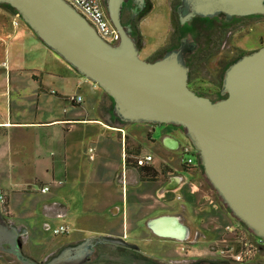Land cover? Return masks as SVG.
I'll return each mask as SVG.
<instances>
[{
  "label": "crops",
  "instance_id": "obj_1",
  "mask_svg": "<svg viewBox=\"0 0 264 264\" xmlns=\"http://www.w3.org/2000/svg\"><path fill=\"white\" fill-rule=\"evenodd\" d=\"M98 88L48 47L18 14L0 7V126L4 128L0 195L7 199L6 213L0 209V214L5 223L17 228L32 261H42L57 249L88 238L138 244L125 239L129 228H141L139 239L150 243L177 241L158 236L148 221L180 207L187 211L184 222L190 232L199 226L200 202L193 182L198 164L178 168L150 150L143 152V132L138 129L152 124L127 123L106 113V105L101 107L103 89ZM84 90L97 97L96 108ZM166 135L171 134L164 133L161 140ZM148 141L157 143L153 136ZM145 153L154 157L148 165L157 170L154 178L143 176L127 159ZM163 170L170 178L162 184L160 199L151 183L162 182ZM175 175L179 182L173 189L185 186L188 205L166 202L163 191L172 189L165 184ZM44 186L49 190L43 191ZM177 198L183 199L180 194ZM61 225L67 231L56 234ZM48 231L55 235H47Z\"/></svg>",
  "mask_w": 264,
  "mask_h": 264
},
{
  "label": "water",
  "instance_id": "obj_2",
  "mask_svg": "<svg viewBox=\"0 0 264 264\" xmlns=\"http://www.w3.org/2000/svg\"><path fill=\"white\" fill-rule=\"evenodd\" d=\"M125 1L105 0L120 35L115 44L102 38L67 0H0V4L15 8L48 47L110 95L119 119L181 127L222 202L264 240V45L227 67L223 97L213 100L189 86L190 65L182 46L154 60L141 57L122 19ZM181 7L189 12L187 18L264 15V0H182ZM163 143L171 149L180 146L173 135H166ZM178 182L175 175L165 188L173 189ZM148 225L160 237L185 241L190 235L189 226L176 214L154 217ZM18 235L16 227L0 219V248L5 243L16 245Z\"/></svg>",
  "mask_w": 264,
  "mask_h": 264
},
{
  "label": "rangeland",
  "instance_id": "obj_3",
  "mask_svg": "<svg viewBox=\"0 0 264 264\" xmlns=\"http://www.w3.org/2000/svg\"><path fill=\"white\" fill-rule=\"evenodd\" d=\"M179 3V0H154V7L152 11L148 14L146 19L144 17L139 22L142 34V47L140 48V55L142 58L145 59H154L157 58V56L154 57V54L159 48H163L165 46H167L168 48H176L182 43V41L194 43L196 45L195 51L198 52L209 46L211 33L215 29L219 28L220 26L233 27L234 25H237L228 34L227 38L222 43L220 49L208 60L201 63L199 68H194L195 80L192 81L191 86L195 89L201 90V92L206 95H209L214 92V94L210 95V97L213 100H217L222 96L220 90L222 88L225 70L234 60L233 58H237L242 54L252 52L264 45V15L261 16L262 14H258L249 17L235 16L232 21H227V18L224 13H220L215 16H195L191 19L182 20L179 18V13L177 10V6ZM0 7L6 9L2 6ZM125 7H127V5ZM8 11L12 12V10L10 9ZM12 13L17 14L14 12ZM243 19H247L245 25L242 23ZM175 22H179L178 32L176 35L175 31L177 29V26ZM133 34L136 38L140 37V34L136 31H134ZM174 35L175 38H173ZM166 50L167 49L163 50V53ZM91 82L94 83L93 81ZM98 91L101 92L100 87L98 88ZM102 91L103 103L101 104V107H103L104 109V105H106L107 109H105V112L115 115L113 98L108 95L104 90ZM84 93L87 95L88 101L90 99H93L92 104L94 108H96L98 103V101H96L97 97H92L85 90ZM130 125L133 124H129V126ZM143 129L144 130L138 129V132H143L141 134V138L143 139L142 141L144 143L143 152L150 150L152 153L155 154V156L159 158V160H166L168 163L178 168L181 165L184 168L189 158L193 160L190 163L191 165L198 164L197 167L199 169L193 171L198 176L195 177L193 182L196 185L194 188L197 194L196 199L199 198L200 202L198 203L200 213L198 215L199 217L197 218L199 226L191 228L192 231L190 232L189 237L183 242L187 244L186 247H188L190 251H192V254L195 252H199L207 257H214L215 253L217 256L221 255V253H219L217 250L222 247H226V245L233 244L236 241V231H241L240 229L244 227V223L237 219L232 213H229L230 211L228 207L222 202L219 194L213 188L208 178L206 177L204 168L202 164L198 162V156L194 150L192 152L184 153L183 150L179 149L168 150L163 145V140H161V138L164 133L175 135L179 137L182 143L188 144V138H186V136L184 135V130L182 128L179 127L182 132H180L179 130L177 132L176 129H178V127L175 125L162 124L155 126L152 124V126L148 128L144 126ZM150 136H153V138L156 139V144H152L148 141ZM180 172L186 176L192 175L184 171ZM164 174L165 171L163 170L161 183H151L152 188L158 197L161 195L162 192V184H164L170 178L168 177L169 175ZM167 183L165 184V186L167 185ZM184 187L185 186H181L178 190L172 189L163 191L167 197L166 202L176 207L181 204L188 205L186 200V190H184ZM125 188V196L127 198L129 186L125 184ZM37 189L40 190V186H38ZM179 194L183 197V199L177 198ZM130 196L131 195H129L128 200H131ZM170 212L172 213L168 214L179 215L181 216L182 220H185L187 223L188 215L187 211L183 207H180ZM153 214L157 213H155L154 211ZM233 216L236 218L237 221ZM129 218L131 219L132 216L130 215ZM229 227H234V230H231ZM140 230L141 228L127 229L125 239H135V241H137L138 244H140L145 249L152 248V246H157V243H160L158 246H161V244H165L162 243V241L160 240L153 241L150 243L143 239H139L138 233L140 232ZM46 233L49 236L55 235L53 232L50 231ZM47 235L45 236L49 238ZM173 242L175 243V241ZM173 242H168V244H172ZM23 250L26 254L28 253L25 248ZM28 256L26 257V259L30 260L32 257L30 255ZM221 257L223 258V256ZM254 257L257 258V254H255ZM257 262L258 260L254 262L249 261V264H255ZM0 264L24 263L20 261L16 257V255L0 251Z\"/></svg>",
  "mask_w": 264,
  "mask_h": 264
},
{
  "label": "flooded vegetation",
  "instance_id": "obj_4",
  "mask_svg": "<svg viewBox=\"0 0 264 264\" xmlns=\"http://www.w3.org/2000/svg\"><path fill=\"white\" fill-rule=\"evenodd\" d=\"M179 1L180 3L177 6L179 18L182 20H187V19H191L192 17H195L192 16L187 18L189 12L184 7H181L182 0ZM102 2L106 9L105 0H102ZM126 5L127 7H125ZM153 7H154V0H126L124 2V6L122 10V19L125 25L131 29L132 34L135 31V27H136L135 22L137 21L140 22L144 17H146L152 11ZM148 9H150L149 12H147ZM146 12L147 14L143 15V13ZM224 15L226 16L227 21H232L235 17V16H227L226 14ZM246 22L247 19H243L242 23L244 25L246 24ZM236 26L235 25L233 27L227 26L231 28L228 34ZM135 39L137 45L139 46V48H141L142 45L139 44V41L136 37ZM180 46L184 48L187 63L190 65L189 86L192 89H194L197 93L206 95L203 92H201V90L193 88L191 86V83L193 80H195L194 69H193L194 58L201 51L208 49L210 47V44L208 47L198 52L195 51L196 45L194 43H188L186 41H182V43L178 47ZM150 60H154V59H150ZM212 94H214V92L206 96L210 97V95ZM221 97H223V95ZM153 125L156 126L157 124H153ZM0 219L1 222L5 223L4 221L5 219L1 214H0ZM243 226H244L243 229L249 233V239L254 241L255 244L258 246V252H256L255 254H257L259 258L253 256V261L250 262H254L258 260V262L255 264H264V240L261 237L257 236L254 232L249 230L247 226L245 225ZM113 239L111 240L93 239L87 242L82 241L74 245H68L66 247L57 249V251H55L49 257L45 258L42 261L27 260L26 259L27 254L23 250V244L20 239L17 240L18 243L16 245H12V244L10 245L5 243L4 247L0 248V251L5 253H12L16 255V257L24 264H249V261L238 262L231 259L222 258L221 257L222 255L217 256L215 252H213L215 253L214 257L213 256L207 257L199 252L198 253L195 252L192 254V251H190V249L186 247L187 244L181 241H175V243L173 242L172 244H161V246H158L160 243H157V246H152V248L145 249L144 247H142L140 244L137 243H133L121 239L119 240V238L118 239L113 238Z\"/></svg>",
  "mask_w": 264,
  "mask_h": 264
},
{
  "label": "built area",
  "instance_id": "obj_5",
  "mask_svg": "<svg viewBox=\"0 0 264 264\" xmlns=\"http://www.w3.org/2000/svg\"><path fill=\"white\" fill-rule=\"evenodd\" d=\"M72 6H74L81 14H83L96 29L99 35L106 41L115 44L118 43L120 35L109 19L108 13L103 5L102 0H67ZM78 100H81V96H77ZM180 150L184 153L196 152L191 143L183 144L179 146ZM139 165H150L153 163L154 157L151 154H140L135 157ZM193 160L188 159L187 163L190 164ZM43 191L49 190V186L42 187ZM0 209L3 213H6L7 199L5 195H0ZM234 230V227H229ZM243 229V228H242ZM236 231V241L231 245H226L217 250L223 258L231 259L238 262L253 261V256L258 252V246L254 241L249 239V233L243 229ZM67 231L65 225H61L55 229L56 234L64 233Z\"/></svg>",
  "mask_w": 264,
  "mask_h": 264
},
{
  "label": "trees",
  "instance_id": "obj_6",
  "mask_svg": "<svg viewBox=\"0 0 264 264\" xmlns=\"http://www.w3.org/2000/svg\"><path fill=\"white\" fill-rule=\"evenodd\" d=\"M0 6L6 8L8 10L9 9L12 10V12H14V13H17L16 9L13 8L12 6L8 5V4H0ZM149 10L150 9H148L147 12H149ZM147 12L143 13V15L147 14ZM175 23H176V26H177V29L175 31V35H176L177 32H178V24H179V22H175ZM135 26H136L135 27V31L140 34V37H137V39L139 41V44L142 45V38H141L142 34H141L140 26H139V21L135 22ZM230 29L231 28H229L227 26H223V27H219V28L215 29L211 33V36H210V40H211L210 47L208 49H206V50L201 51L198 55L195 56L194 61H193V67L194 68H196V69L199 68L201 63H203L204 61L208 60L212 55H214L220 49V47H221L222 43L224 42V40L226 39ZM175 35L173 36V38H175ZM165 49H167V50L163 53V50H165ZM170 49H172V48H168L167 46H165L163 48H159L156 51V53L154 54V57L157 56V58H159L162 55H164L167 51H169ZM160 53H162V54H160ZM242 55H244V54H242ZM241 56H238L237 58L234 57L233 58L234 60L232 59L233 61L231 63L235 62ZM154 59H156V58H154ZM2 132H4V128L2 126H0V134ZM197 155H198V153H197ZM127 159L129 161H131L130 164L132 166L136 167L141 172V174L143 176H147V177H150V178H154V177L157 176V174H158L157 170H155V169H153L151 167H148V165H139L138 162L136 161L135 157H133L132 159L130 157H127ZM198 162L201 163L199 158H198ZM184 168L185 169L189 168L187 162H186V165L184 166Z\"/></svg>",
  "mask_w": 264,
  "mask_h": 264
},
{
  "label": "bare ground",
  "instance_id": "obj_7",
  "mask_svg": "<svg viewBox=\"0 0 264 264\" xmlns=\"http://www.w3.org/2000/svg\"><path fill=\"white\" fill-rule=\"evenodd\" d=\"M168 227V226H167Z\"/></svg>",
  "mask_w": 264,
  "mask_h": 264
}]
</instances>
